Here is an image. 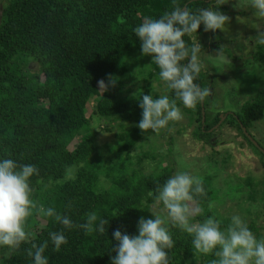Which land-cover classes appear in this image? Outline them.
<instances>
[{"label":"trees","instance_id":"1","mask_svg":"<svg viewBox=\"0 0 264 264\" xmlns=\"http://www.w3.org/2000/svg\"><path fill=\"white\" fill-rule=\"evenodd\" d=\"M182 10L195 12L207 9L216 0H178ZM171 0H4L0 8V157L12 158L18 164H32L38 175L30 178L34 191L32 199L45 207H53L67 215L74 225L85 222L86 214L95 212L108 222L100 235L78 227L64 229L54 218L37 214L26 221L25 230L31 235L19 249H0L8 255L0 258L4 264H31L27 250L33 243L49 240L48 233L63 231L67 244L54 251L49 242L44 255L49 264H110L117 246L112 233L119 229L128 235H137L141 217L151 219L157 203L150 192L172 176L169 167L146 173L141 164L155 156L132 158L131 149L141 147L145 133L136 127L141 118L139 99L142 95H160L163 88L158 81V69L151 56L142 55L139 41L133 34L142 18H158L170 10ZM226 14L227 8L219 7ZM124 18V24L116 18ZM183 39L194 44L193 36ZM201 46V51L204 45ZM249 55L253 63L264 66V48ZM218 53L229 51L214 47ZM230 56V55H229ZM231 57V56H230ZM187 63V61H185ZM116 83L105 92H98V81ZM207 87L201 71L194 81ZM127 89L123 90V88ZM120 90V92H118ZM206 98L204 124L201 106L181 110L192 123H197L194 136L207 141L212 127L219 122V114L208 119ZM179 105V101H177ZM264 115V90L245 101L226 122L234 126L242 138L260 158L264 169V154L247 136L254 122ZM94 118V119H93ZM99 121L100 127L117 124L114 143L97 142L98 131L90 121ZM115 127V128H116ZM110 129V130H109ZM107 132L113 128L106 127ZM115 133V132H114ZM117 138V142L116 141ZM253 141L254 139L251 138ZM143 165V164H142ZM72 169L74 179H65ZM203 178L204 195L195 197L203 212L192 217V222L208 216L221 222L224 228L230 222L209 209L218 196L214 174ZM244 201L261 204L264 209V172L260 178L246 176ZM243 200V199H242ZM196 205L189 204L190 209ZM247 212L248 209H243ZM264 218V212L262 214ZM254 218L249 229L257 238L263 236ZM174 246L169 253V264H210L214 257L194 253L190 236L170 221L165 223Z\"/></svg>","mask_w":264,"mask_h":264},{"label":"clouds","instance_id":"2","mask_svg":"<svg viewBox=\"0 0 264 264\" xmlns=\"http://www.w3.org/2000/svg\"><path fill=\"white\" fill-rule=\"evenodd\" d=\"M217 3L219 7L223 4L220 0ZM247 4L253 10L252 15L264 25V0H247ZM219 7L215 5V10L212 7L198 8L193 12L188 7L182 10L178 0H171L170 10H165L158 18L145 16L133 28L141 54L151 56V63L158 69V81L163 85V93L158 98L150 94L142 95L138 100L141 118L136 127L142 133L148 130L156 133L170 122L180 121L183 118L181 106L193 109L211 95L209 88L194 83L203 67L201 46L197 41L189 45L183 38L196 34L200 25L205 32H223L229 18L219 11ZM116 23L124 24L125 20L118 16ZM255 42L264 46V32L258 31ZM217 58L223 59L219 54ZM115 83L116 80L111 77L107 85L103 80L98 81V92L107 91ZM98 123V120L93 122L94 129ZM34 175H38L35 165L18 164L12 158L0 157V249L17 250L29 239L31 234L25 226L34 213L54 218L67 230L78 227L100 235L105 233L108 221L94 211L86 214L84 223L74 225L67 215L33 200L34 189L30 178ZM74 178L72 169H68L65 179ZM204 192L201 177L179 172L168 177L154 194L150 192L149 195L153 203L162 205L171 225L190 236L194 253L214 257L210 264H264V236L257 238L239 215H233L224 228L212 216L192 222L193 216L203 212L195 197L204 195ZM189 204L196 206L190 209ZM151 217L139 219L137 235L130 236L119 229L112 233L117 246L112 249L115 255L110 264H169L168 250L174 246L171 233L165 226L164 218L152 214ZM48 236L49 240L39 245L33 243L27 250L31 264H49L48 256L44 255L49 242L54 251L67 244L63 231L49 232ZM0 264L4 261L0 260Z\"/></svg>","mask_w":264,"mask_h":264},{"label":"rangeland","instance_id":"3","mask_svg":"<svg viewBox=\"0 0 264 264\" xmlns=\"http://www.w3.org/2000/svg\"><path fill=\"white\" fill-rule=\"evenodd\" d=\"M3 1L0 0V8ZM220 3L227 8L225 15L229 18L224 31L205 32L201 27L198 36H193V41L204 45L200 61L203 64L201 71L208 83L207 88L211 91L206 103L208 119L213 117V113H218L225 117L224 120L220 125L218 123L212 127L213 131H208L212 137L205 141L194 136L193 132L198 124L192 123L181 110L183 118L180 121L170 122L166 128L156 133L148 130L139 141L141 147L131 149L130 155L132 158L143 155L148 157L147 154L155 156L153 161L143 160L141 166L146 173L169 167L172 176L188 172L203 179L206 173L214 174L213 182L218 196L211 201L209 209L226 219L239 215L247 225L250 224V218H254V225L261 228L260 232L264 236V209L259 203L248 204L244 201V191L240 190L244 189V185L239 182L240 178L246 176L260 178L264 169L260 165V158L237 129L229 122L225 123L226 118L239 110L245 101L255 98L264 90V66L253 63L249 56L258 47L264 48L255 42L258 31L264 32V25L252 15L253 10L248 6L247 0H220ZM258 26L261 27L257 29ZM214 47L229 51L231 57L226 54L228 52L217 53ZM218 54L223 59H218ZM125 89L127 87L123 88ZM156 92L161 95L163 88L158 87ZM116 125H111L113 132L105 130L106 127H111L109 125L104 126V129L99 123L95 125V130L99 132L97 142L101 145L114 143L115 134L119 132ZM92 127L94 129L93 123ZM249 135L255 141L251 140V143L264 151V115L254 122ZM243 209L248 211L244 212ZM153 211L155 215L164 218L165 223L168 221L162 205L156 204ZM7 255L0 251V258Z\"/></svg>","mask_w":264,"mask_h":264},{"label":"water","instance_id":"4","mask_svg":"<svg viewBox=\"0 0 264 264\" xmlns=\"http://www.w3.org/2000/svg\"><path fill=\"white\" fill-rule=\"evenodd\" d=\"M200 106H201L202 123H204V109H203V103L200 104ZM224 118H225V117L220 116L219 125H220V123L222 122V119L224 120ZM214 130H215V129H214ZM212 131H213V129H212ZM212 131H211V132H212ZM243 133H244V135H245L247 138L250 139V141L252 140L249 136H247V134L245 133V130H243ZM252 141H253V140H252ZM252 143H253V142H252ZM254 144H255V143H254ZM255 145H256V144H255ZM259 151H260L261 153L264 154V151H263V150L259 149Z\"/></svg>","mask_w":264,"mask_h":264},{"label":"flooded vegetation","instance_id":"5","mask_svg":"<svg viewBox=\"0 0 264 264\" xmlns=\"http://www.w3.org/2000/svg\"><path fill=\"white\" fill-rule=\"evenodd\" d=\"M208 99H209V97H208ZM233 114V113H232Z\"/></svg>","mask_w":264,"mask_h":264}]
</instances>
